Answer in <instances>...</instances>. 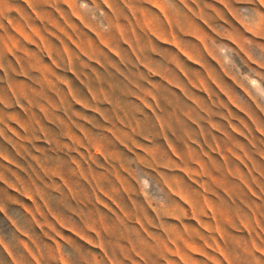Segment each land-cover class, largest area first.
<instances>
[{
	"label": "rangeland",
	"instance_id": "obj_1",
	"mask_svg": "<svg viewBox=\"0 0 264 264\" xmlns=\"http://www.w3.org/2000/svg\"><path fill=\"white\" fill-rule=\"evenodd\" d=\"M260 6L178 65L137 0H0V264H264Z\"/></svg>",
	"mask_w": 264,
	"mask_h": 264
},
{
	"label": "crops",
	"instance_id": "obj_2",
	"mask_svg": "<svg viewBox=\"0 0 264 264\" xmlns=\"http://www.w3.org/2000/svg\"><path fill=\"white\" fill-rule=\"evenodd\" d=\"M137 2L151 8H144L145 11H142L144 14H140V19L145 24L139 26L148 28L156 40L165 38L167 43L176 45L182 52V55L178 54L175 59L178 65H181L185 58L200 65L207 59L225 62L228 51L223 52V48L214 45V38L225 36L227 41L233 35V31L235 32L234 27L237 23L244 29L251 30V21L245 14L254 12L255 5H261L264 9V0H137ZM259 19L264 25V16ZM156 28L168 31L160 33ZM186 38H191L198 45L196 53L186 52L183 45ZM181 71L187 73L185 67ZM178 78L181 79L180 76ZM170 83L181 89L175 82L170 80ZM200 87L207 93L208 100H211L210 89L203 82Z\"/></svg>",
	"mask_w": 264,
	"mask_h": 264
}]
</instances>
